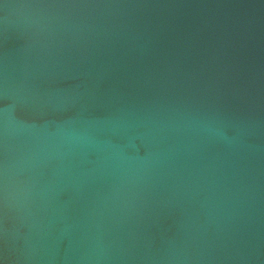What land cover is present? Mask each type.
Listing matches in <instances>:
<instances>
[{
    "label": "water",
    "instance_id": "obj_1",
    "mask_svg": "<svg viewBox=\"0 0 264 264\" xmlns=\"http://www.w3.org/2000/svg\"><path fill=\"white\" fill-rule=\"evenodd\" d=\"M0 264H264V0H0Z\"/></svg>",
    "mask_w": 264,
    "mask_h": 264
}]
</instances>
